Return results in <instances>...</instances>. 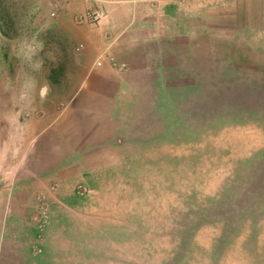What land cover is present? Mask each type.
Returning <instances> with one entry per match:
<instances>
[{
  "label": "rangeland",
  "instance_id": "obj_1",
  "mask_svg": "<svg viewBox=\"0 0 264 264\" xmlns=\"http://www.w3.org/2000/svg\"><path fill=\"white\" fill-rule=\"evenodd\" d=\"M68 1L0 0V35L39 33L44 64L35 75L53 83L49 94L75 64L57 30L59 4ZM78 1L84 11L71 13L75 22L97 0ZM9 50L0 46V83L16 73ZM238 58L209 64L198 56L195 76L170 75L163 94L152 83L132 96L144 102L126 109L122 148L78 185L81 202L53 224L37 264H264V64ZM7 96L5 140L12 116L21 122L48 105L38 95L17 105Z\"/></svg>",
  "mask_w": 264,
  "mask_h": 264
},
{
  "label": "crops",
  "instance_id": "obj_2",
  "mask_svg": "<svg viewBox=\"0 0 264 264\" xmlns=\"http://www.w3.org/2000/svg\"><path fill=\"white\" fill-rule=\"evenodd\" d=\"M59 7L72 72L41 112L12 116L7 140L0 128V264H37L46 253L53 224L82 200L78 185L122 148L126 109L144 102L135 93L153 83L163 94L170 75L195 76L198 56L264 64V0H97L87 7L105 10L100 24L72 20L84 11L78 0Z\"/></svg>",
  "mask_w": 264,
  "mask_h": 264
},
{
  "label": "clouds",
  "instance_id": "obj_3",
  "mask_svg": "<svg viewBox=\"0 0 264 264\" xmlns=\"http://www.w3.org/2000/svg\"><path fill=\"white\" fill-rule=\"evenodd\" d=\"M38 34L21 33L12 40L0 35V46L8 44L10 57H14L18 61L15 76H10L7 73L6 79L0 83V95L8 94L7 99L14 105L31 104L37 95L40 102L43 103L52 89L49 83H40L35 75L42 70L44 64L43 59L38 58L39 52L44 47L43 42L38 39ZM13 110H6L5 115L7 111ZM0 123L8 126L7 119H0Z\"/></svg>",
  "mask_w": 264,
  "mask_h": 264
},
{
  "label": "built area",
  "instance_id": "obj_4",
  "mask_svg": "<svg viewBox=\"0 0 264 264\" xmlns=\"http://www.w3.org/2000/svg\"><path fill=\"white\" fill-rule=\"evenodd\" d=\"M54 12H51V15H54ZM106 16L105 10H103L100 7H95V8H88L86 11L77 16L76 21L78 23H83V22H90L94 24H100ZM97 64H100L98 61ZM45 217V216H44Z\"/></svg>",
  "mask_w": 264,
  "mask_h": 264
}]
</instances>
